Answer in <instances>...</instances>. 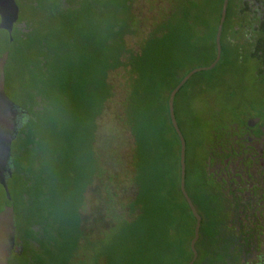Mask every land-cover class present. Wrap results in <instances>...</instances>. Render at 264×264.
<instances>
[{
  "label": "trees",
  "instance_id": "obj_1",
  "mask_svg": "<svg viewBox=\"0 0 264 264\" xmlns=\"http://www.w3.org/2000/svg\"><path fill=\"white\" fill-rule=\"evenodd\" d=\"M21 1L6 63L10 98L27 111L12 144L20 247L10 264H188L196 218L180 188L169 95L216 58L224 0ZM222 49L219 63L175 98L186 189L203 217L194 264L237 260L224 208L206 194V141H197L204 119L195 109L226 86L224 107L207 112L214 130L255 114L248 107L258 96L263 112L264 0H229ZM121 71L126 92L113 121L122 129L106 136L100 120L116 96L111 76Z\"/></svg>",
  "mask_w": 264,
  "mask_h": 264
},
{
  "label": "flooded vegetation",
  "instance_id": "obj_2",
  "mask_svg": "<svg viewBox=\"0 0 264 264\" xmlns=\"http://www.w3.org/2000/svg\"><path fill=\"white\" fill-rule=\"evenodd\" d=\"M262 110L216 129L212 146H208L207 151L204 148L208 176L206 194L211 189L219 205L224 208L227 216L224 220L228 232L232 234L233 249L237 256L235 264H264ZM19 247L16 243L15 251Z\"/></svg>",
  "mask_w": 264,
  "mask_h": 264
},
{
  "label": "water",
  "instance_id": "obj_3",
  "mask_svg": "<svg viewBox=\"0 0 264 264\" xmlns=\"http://www.w3.org/2000/svg\"><path fill=\"white\" fill-rule=\"evenodd\" d=\"M229 0H224L221 10V17L216 33L217 55L208 66H199L187 73L169 95V111L172 124L180 138V162H181V191L189 204L195 218V234L191 240L193 257L188 264H194L198 251L196 243L199 240L203 217L198 211L192 198L186 189V152L187 142L181 131L176 114L175 98L179 90L198 72L213 69L222 57V32L226 20ZM20 7L17 0H0V28L6 30L8 38L12 41V31L19 19ZM9 52L0 54V187L2 190V201L0 206V264H10V259L16 247V218L14 200L9 189V178L13 174L12 144L16 138L22 119L27 111L16 104L6 91V63Z\"/></svg>",
  "mask_w": 264,
  "mask_h": 264
},
{
  "label": "rangeland",
  "instance_id": "obj_4",
  "mask_svg": "<svg viewBox=\"0 0 264 264\" xmlns=\"http://www.w3.org/2000/svg\"><path fill=\"white\" fill-rule=\"evenodd\" d=\"M20 5L22 7V1L21 0H19V6ZM25 8H26V6H24V9ZM26 9L28 10V8H26ZM20 26H25V22H21ZM135 40L136 41H134L132 43L133 46H136L137 39H135ZM9 48H10V42L8 40V35L6 33V30L3 28H0V54L3 53L4 51H8L10 53ZM13 57L14 58H13L12 65L14 66V70H16L17 64H18V59H19V54L18 53L15 54L13 52ZM219 75H224V71L219 70L217 73V76H219ZM12 76L13 77L15 76L14 72H13ZM111 80L114 83V85L116 86V96L113 98V101L108 104V108L104 113V118L100 120V122H101V133L105 134L106 136H109V134L111 133V130H112L111 126L115 125V126H118L119 129H122L121 125H119L117 122L113 121V115H114V113H116L120 109L121 101H122L124 94L126 92V89H124L123 87L121 88L122 84L125 82V72L121 71L119 73L113 74L111 76ZM225 90H226V86H224L222 88L223 92H217L214 94H209V93L205 94L204 97H202L201 102H199L198 106L197 107L195 106L196 107L195 110H196L197 114H199L204 119V122L201 125L202 135H201V137H199V139L197 141L199 143L204 141V140L206 141V147H205L206 151L208 150V146H212L213 138L216 136L215 130L211 126V123L208 122L207 118H209L208 117L209 115L207 114V112L211 108H219L220 109V108L224 107L225 102L227 100V97L224 94ZM6 91H8L7 93L9 96H12V94H15L13 89L6 88ZM218 93H221V94L216 96V94H218ZM239 94L240 95L242 94L245 96L249 94L250 97H252V94L256 95L257 91L252 90V91H249L247 93L246 92H243V93L240 92ZM261 99H262V97H260V98H259V96L256 97V101H254L252 103V106L250 105V107H248L249 111H252V113L258 112L259 106H261V101H260ZM219 126L224 127L225 124H221ZM123 132H124V134H123L124 138H128V147H130V145L132 143V139H131V137H129L130 134L127 130H124ZM105 139H107V138H105ZM195 144H197V143H195ZM196 150H197L196 154H198V152L199 153L201 152V149H199V146H198V148L196 147ZM1 201H2V191L0 190V206H1Z\"/></svg>",
  "mask_w": 264,
  "mask_h": 264
}]
</instances>
